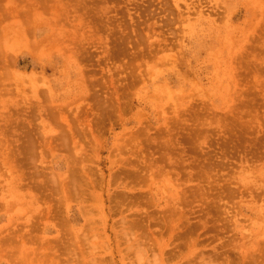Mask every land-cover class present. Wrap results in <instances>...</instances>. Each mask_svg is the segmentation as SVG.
<instances>
[{
  "label": "rangeland",
  "instance_id": "obj_1",
  "mask_svg": "<svg viewBox=\"0 0 264 264\" xmlns=\"http://www.w3.org/2000/svg\"><path fill=\"white\" fill-rule=\"evenodd\" d=\"M0 264H264V0H0Z\"/></svg>",
  "mask_w": 264,
  "mask_h": 264
}]
</instances>
